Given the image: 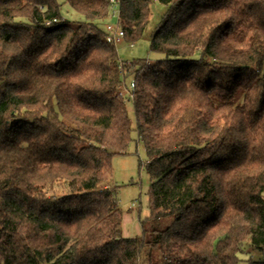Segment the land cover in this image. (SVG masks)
Returning <instances> with one entry per match:
<instances>
[{
	"label": "trees",
	"instance_id": "trees-1",
	"mask_svg": "<svg viewBox=\"0 0 264 264\" xmlns=\"http://www.w3.org/2000/svg\"><path fill=\"white\" fill-rule=\"evenodd\" d=\"M0 0V264H238L264 248V0H156L154 64L124 79L110 0ZM139 39L152 0H119ZM150 178L141 233L122 236L111 158L131 141ZM264 264V258L247 259Z\"/></svg>",
	"mask_w": 264,
	"mask_h": 264
},
{
	"label": "rangeland",
	"instance_id": "rangeland-1",
	"mask_svg": "<svg viewBox=\"0 0 264 264\" xmlns=\"http://www.w3.org/2000/svg\"><path fill=\"white\" fill-rule=\"evenodd\" d=\"M60 6V14L63 18L71 21H84L82 14L71 9L64 0H57ZM167 10V5L152 0L149 6V20L141 37L136 41L129 42L125 39L116 43V49L120 61L134 62L137 59H148L154 62L163 57V54L150 50L151 32L161 22ZM110 18L107 22H114ZM106 22V23H107ZM133 43V44H131ZM133 75H129L125 83L129 84ZM126 107L131 126V141L128 143L125 153L115 154L111 158L112 176L110 184L116 187L115 198L122 211V236L135 237L140 235V221L149 216L148 189L150 178L145 170L146 152L141 139L136 131V120L133 103L125 97ZM244 252L238 256V264H247V259L259 260L264 258V248L258 250L248 243L244 244ZM140 262L145 264L146 258L141 255Z\"/></svg>",
	"mask_w": 264,
	"mask_h": 264
},
{
	"label": "built area",
	"instance_id": "built-area-1",
	"mask_svg": "<svg viewBox=\"0 0 264 264\" xmlns=\"http://www.w3.org/2000/svg\"><path fill=\"white\" fill-rule=\"evenodd\" d=\"M119 6L120 1L119 0H110V9H109V17L112 19L114 18V22H107L104 24V28L106 31V40L109 42L117 43L122 40H124V31L122 27L120 26L119 22ZM133 44V43H131ZM134 67L133 62L129 61H120L119 65V74L124 79L125 75L130 73V70ZM135 89V82L134 79L131 78L128 85H124V87L121 90V94L124 97L132 98L134 94Z\"/></svg>",
	"mask_w": 264,
	"mask_h": 264
}]
</instances>
